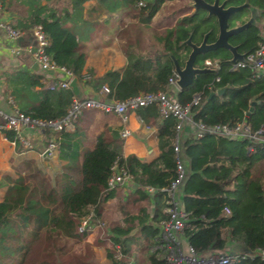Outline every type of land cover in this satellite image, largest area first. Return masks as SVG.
I'll return each instance as SVG.
<instances>
[{
  "label": "trees",
  "instance_id": "obj_1",
  "mask_svg": "<svg viewBox=\"0 0 264 264\" xmlns=\"http://www.w3.org/2000/svg\"><path fill=\"white\" fill-rule=\"evenodd\" d=\"M82 1L71 0L70 15L76 13ZM166 1L170 0H147L137 8L136 0H98L107 17L118 8L124 18L135 17L137 21L127 23L123 30L125 41L121 49L125 65L98 76L82 72L85 53L79 49L73 32L63 25L67 13L37 5L20 25H41L48 40L45 52L55 64L68 69L79 85H89L94 92L105 85L107 98L123 100L139 92L164 91L173 69L169 55L182 66L189 52L184 44L187 37L195 44L204 33H208V43L216 37L215 19L200 9L180 15L161 31L151 28V18ZM243 1L225 0V4L239 5ZM246 1L263 16L264 0ZM233 25L229 22V26ZM260 40L257 28L251 26L231 35L228 43L236 45L237 52L246 53ZM229 58V52L223 48L196 56V66L210 59L218 62V70L197 74L190 85L175 93V98L185 105L193 95H200L197 104H190L194 121L227 126L240 123L254 132L264 123V74L255 75L246 67L230 71ZM215 76L218 81H214ZM40 77L25 71L7 74L8 83L19 85L13 90L18 110L30 118L61 117L72 96L70 89H49L39 81ZM34 86L38 87L36 93ZM219 88L223 89L221 94L208 97ZM34 94L38 98L30 103ZM134 111L155 127L158 153L150 161H142L133 154L122 157L121 138L110 129L96 136L92 148H83L88 110L81 112L71 131H44L56 143L59 170L47 178L35 166L28 167L26 177L18 175L7 186L0 201V264H60L57 258L65 252V243L85 236L76 231V225L89 212L95 219H106L108 240L119 244L127 257L129 244L136 243L135 252L141 258L133 264H164L149 252V247L160 237V222L168 218L163 189L175 177L174 118L167 115L157 119L154 105ZM3 134L8 140L13 139L11 130H3ZM179 154L185 176L177 204L185 213L181 230L185 242L199 256L243 252L251 256L232 264H264V253L263 258L258 254L264 252V143L208 134L186 139L180 144ZM113 163L130 174L135 185L125 196L116 187L106 186ZM147 187L153 191L146 192ZM110 199L113 203L106 204ZM133 228L135 232L129 234ZM232 243L238 249L230 248Z\"/></svg>",
  "mask_w": 264,
  "mask_h": 264
},
{
  "label": "built area",
  "instance_id": "obj_2",
  "mask_svg": "<svg viewBox=\"0 0 264 264\" xmlns=\"http://www.w3.org/2000/svg\"><path fill=\"white\" fill-rule=\"evenodd\" d=\"M147 0H136L135 6L141 8ZM1 7V2H0ZM0 29L5 32L6 36L15 41L23 36L24 32L11 26L7 21L0 20ZM258 35L260 41L257 46L250 52L243 53L240 60L228 62V70L234 71L240 68H249L255 75L264 74V14L259 20ZM27 34L30 36L29 42L25 45L24 51L30 56L31 60L36 63L38 69L48 74L51 79L48 84L49 89H69V82L72 79L71 72L63 66L55 64L45 52L48 45V40L41 25L32 24L27 29ZM9 53L12 55L19 54L18 47L9 48ZM211 71L218 70V62L215 60L204 59L202 66ZM176 76L172 70V75L167 78L166 89L158 92H139L133 96L123 100L107 98L108 89L102 85L92 97H77L72 95L65 113L61 117L50 119L30 118L17 108H13L10 112L0 110V131L11 130L13 139L11 143H19L24 150H31L32 143L26 139L25 132L34 131L50 133L61 130L71 131L74 122L83 110H98L104 113H112L117 116L122 123L119 130V137L126 138L129 135L128 127L126 126L130 113L134 112L137 107L154 105L158 112V117L170 115L174 118V135L172 142V150L175 153V177L169 182V185L163 190L166 192V213L168 218L160 222V237L158 241L153 243L149 250L157 258H161L164 264H232L233 262L245 256L250 257L251 254L243 252H212L205 255H196L193 249L185 242L181 236V230L184 225L185 213L179 208L176 197V189L181 184L185 176L184 162L180 157V144L184 139H198L203 135H216L225 138H247L257 140L264 143V123L261 127L250 132L248 127L236 123L233 126L225 124L205 125L201 122L194 121L190 112V104L195 105L199 102L200 95L192 96L190 103L182 105L177 102L175 95H170L168 89L170 86H175ZM218 76L214 77V81H218ZM211 85H208L210 88ZM177 88V87H176ZM213 90L212 92H215ZM188 125L190 130L186 133L183 127ZM56 143L53 138L46 143L44 152L47 155H54ZM111 174L106 180V186L109 189L116 187L119 184H132V177L126 173L122 167H117L113 163L110 167ZM146 192L153 191L147 187ZM224 213H228L224 210ZM105 223L95 219L93 213L89 212L80 217L77 221L76 231L80 234L90 235L97 229H103ZM112 252L109 254V264H133L123 252L119 244L112 245ZM263 251L258 254L263 258Z\"/></svg>",
  "mask_w": 264,
  "mask_h": 264
},
{
  "label": "crops",
  "instance_id": "obj_3",
  "mask_svg": "<svg viewBox=\"0 0 264 264\" xmlns=\"http://www.w3.org/2000/svg\"><path fill=\"white\" fill-rule=\"evenodd\" d=\"M44 4L59 12V14L62 12L67 13L63 25L73 32L77 38L79 49L85 53L83 73L98 76L108 69L121 68L126 63L121 49V44L125 41L123 30L127 23L131 21V23H137V21L124 18L118 8L111 11L110 17H107V11L98 0H83L76 13L70 15L71 0H2L0 20L7 21L11 26L24 32L22 37L12 41L0 29V110L3 112H10L13 108H17L13 90L18 88L19 85L8 83L7 74L25 71L40 75L39 81L44 85H48L51 81L48 74L41 72L38 68L35 70L32 68L33 61L24 51L25 45L30 40V36L27 34L29 27L25 28L20 25V22L27 19L32 13L33 7ZM14 46L19 48L18 55L9 53V48ZM78 87L81 97H92L97 93L89 85L78 84ZM37 90L38 87L34 86L33 92L36 93ZM172 95H175V93ZM37 98L36 94L31 95L29 102H36ZM87 121L84 124L85 128L82 136V147L85 149L92 148L96 136L106 129L115 130L119 135L122 126L119 118L112 113H104L93 109L88 110ZM126 126L129 135L121 139L122 157L133 154L142 161L153 159L158 153L155 127L141 120L135 111L130 113ZM190 129L188 125H185L183 132L186 133ZM24 135L32 143L31 150L22 149L17 142L12 144L11 140L4 136L3 131H0V201L7 186L11 184L16 176L26 177L28 167L35 166L47 178H51L59 170L55 153L54 155H47L44 152L46 143L51 137L49 138L45 132L39 134L34 131H26ZM43 166L46 169H43ZM134 187L133 184L127 185L125 183L116 186L122 196L127 195ZM180 196L181 186L179 185L176 189L177 200ZM112 203L113 199L106 202L108 205ZM105 234L106 238L110 235L108 228ZM230 248L236 250L238 246L232 243Z\"/></svg>",
  "mask_w": 264,
  "mask_h": 264
},
{
  "label": "water",
  "instance_id": "obj_4",
  "mask_svg": "<svg viewBox=\"0 0 264 264\" xmlns=\"http://www.w3.org/2000/svg\"><path fill=\"white\" fill-rule=\"evenodd\" d=\"M190 2L191 3L189 4V6L192 11L200 9L203 10L207 15L214 17L217 26V34L214 41L210 43L206 42V37L208 33H204L201 41L198 44L192 43L190 41V37H187L184 41V44L189 48V52L187 53V56L184 59L182 66H179L175 59L171 55H169L173 66V72L176 76L175 85L178 91L190 85L193 81V78L197 74L211 71L208 68L196 66L194 64L196 56L202 55L208 51H212L217 48H223L227 50L230 54L228 62H234L236 60L242 59L243 53H238L236 51V46L230 45L227 42V38L253 25L255 18V9L251 7L246 0H244L243 3L239 5H225V0L221 2H218V0H212L211 3H206L203 0H190ZM243 9H247L249 11L248 19L241 25H237L235 27H228V19L235 13ZM32 68L34 70L38 68L36 63L33 62ZM69 89L72 95L77 97L80 96V91L76 78L72 77V79L70 80ZM222 91L223 89L219 88L215 92H210L208 94V97L213 94H221ZM252 103L253 102H251L250 105H252ZM250 109L251 108L249 107L248 111L245 114H247ZM134 230L135 228L132 229L129 234H132Z\"/></svg>",
  "mask_w": 264,
  "mask_h": 264
},
{
  "label": "rangeland",
  "instance_id": "obj_5",
  "mask_svg": "<svg viewBox=\"0 0 264 264\" xmlns=\"http://www.w3.org/2000/svg\"><path fill=\"white\" fill-rule=\"evenodd\" d=\"M190 0H170L164 2L156 14L151 18L149 26L156 30L161 31L167 25L173 23V20H176L183 15L184 13L190 12ZM138 9L135 7V13L137 15ZM246 13L245 10L231 16L229 22L235 24L237 21L243 19ZM170 17V18H169ZM136 20L135 17H130L129 20ZM132 22V21H131ZM134 23V22H133ZM258 27V26H257ZM257 28V32H258ZM178 89L175 86H170L168 93L170 95L176 93ZM43 169L46 167L43 166ZM41 168V169H42ZM105 223L103 229H97L90 235L82 237L80 240L67 241L65 243V252L63 255L58 256V261L60 264H109L110 258L109 254L112 252V245L106 238L107 227L106 219H100ZM35 249V247H34ZM137 245L135 242L129 244L128 258L134 262V260H140L141 255L136 254ZM33 252V251H32ZM33 254V253H32Z\"/></svg>",
  "mask_w": 264,
  "mask_h": 264
},
{
  "label": "flooded vegetation",
  "instance_id": "obj_6",
  "mask_svg": "<svg viewBox=\"0 0 264 264\" xmlns=\"http://www.w3.org/2000/svg\"><path fill=\"white\" fill-rule=\"evenodd\" d=\"M218 2H221V1H218ZM226 5V4H225ZM252 7V6H251ZM254 9H255V18H254V22H253V25H251V26H254V27H256V28H258L257 26H258V24H259V20L261 19V11L259 10V9H257V8H255V7H253ZM243 10H245V13H246V15H245V17L243 18V19H241V20H239V21H237L233 26H229V22L227 21V23H228V27H235V26H237V25H241L242 23H244L247 19H248V17H249V11L247 10V9H243ZM243 10H241V11H243ZM240 11V12H241ZM214 18V17H213ZM229 20V19H228ZM250 26V27H251ZM230 37V36H229ZM228 37V38H229ZM228 38H227V42H228ZM207 42V41H206ZM231 45V44H230ZM233 46H236V45H233ZM236 51H237V46H236ZM239 53V52H238ZM173 70V69H172Z\"/></svg>",
  "mask_w": 264,
  "mask_h": 264
}]
</instances>
